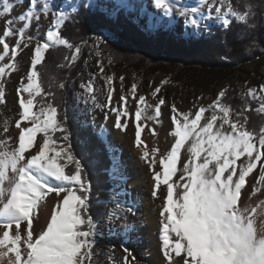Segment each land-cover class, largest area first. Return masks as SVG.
<instances>
[{"label": "snow or ice", "instance_id": "snow-or-ice-1", "mask_svg": "<svg viewBox=\"0 0 264 264\" xmlns=\"http://www.w3.org/2000/svg\"><path fill=\"white\" fill-rule=\"evenodd\" d=\"M173 3L174 0H152L158 14L145 13L141 8L140 14L147 16L142 30L149 34L160 30L175 33L174 11L187 18L184 25L188 31L179 33L181 36L198 35L209 27L201 24L206 19H215L226 28L233 20L242 22L250 32L264 26V0H248L243 11L230 0H195L191 5L177 3L175 9ZM23 4L24 0H0V18L9 17L4 20L0 34V105L7 102L8 79L19 71L18 57L32 45L34 38L27 35L32 22L39 26L41 16L49 15L52 20L45 42L35 38L30 67L14 90L19 108L14 122L17 135L15 138L10 135L7 119L0 128V264H93L99 221L106 217L112 223L121 213L125 218L134 214L132 207L125 208L116 199L130 194L125 190L126 177L120 159L112 156L108 174L116 183L110 190L112 199L107 202L111 206L98 218L93 216L92 181L73 152L66 116L58 115L54 93L42 95V73L38 66L43 65L49 50H68L70 54L64 56L67 63L60 67L71 68L87 46L85 41L74 43L62 35V28L70 19L79 23L81 8L86 16H96L100 34L92 41L97 71L79 87L87 93L92 108L106 109V118L109 113L115 115L114 127L126 131L133 124L135 146L152 171V196L163 200L159 239L167 264H264V236L258 238L255 217L248 215L258 209L264 211V200L251 207L239 206L242 190L254 170L258 169L259 175L252 194L259 191L257 185H264V126L258 131L249 127L246 114L252 110L248 99L257 102L256 113L264 114V84L241 92L243 104L239 108L229 103L230 88L226 86L211 103L205 105L204 97L197 96L193 102L195 110L184 111L174 102L168 105L162 95L165 86L172 83L170 78L149 82L154 85L150 95L155 104H151L145 94H139L138 83L125 88V77L121 75L118 79L122 94L114 102L117 77L106 71L103 57L108 39L113 38L111 26L119 13L127 15L137 10L133 0H63L59 8L53 0H28V7L11 17L15 6ZM257 15L262 18L259 25ZM255 46L256 42L250 41L248 47ZM113 62L109 52L107 65ZM96 78L102 79L107 90L103 104L98 101ZM57 87L64 90L66 82H59ZM130 100L135 102L134 113ZM34 105H39L37 112L33 111ZM164 106L170 109V135L174 142L169 150L158 155L159 150L150 148L142 139L148 131L142 121L162 123ZM38 133H42L39 142ZM151 134L156 135L155 128ZM182 152L180 175L173 179ZM45 206L46 224L37 231L34 224L39 222ZM121 232L128 242L138 235L135 225H124ZM110 247L111 251L104 253L107 264H141L123 242L124 255L119 260L114 254L115 246Z\"/></svg>", "mask_w": 264, "mask_h": 264}, {"label": "rangeland", "instance_id": "rangeland-1", "mask_svg": "<svg viewBox=\"0 0 264 264\" xmlns=\"http://www.w3.org/2000/svg\"><path fill=\"white\" fill-rule=\"evenodd\" d=\"M97 2H103V0H97ZM53 4L56 8H59L63 4V0H54ZM137 5V3H135ZM177 3H173V8H176ZM181 4V3H179ZM184 5V4H182ZM111 6V5H110ZM141 9V8H140ZM226 10V9H225ZM150 13H157V11H153V9H150ZM158 14V13H157ZM215 14L213 13V16ZM128 17H132L135 23L138 20V25L142 28V26L146 23L147 16L141 15L140 12H137L136 14L132 12L127 13ZM44 16H41V19ZM5 18H0V24L4 22ZM48 18L52 17L49 15ZM40 19V20H41ZM187 19L186 17H179L178 14L174 11L173 12V23L175 25V34L179 35V33L187 32L188 29L185 28L184 20ZM257 22H261V16L257 15L255 17ZM34 23L36 21H33ZM208 22H212L213 25L224 27L215 19L211 20H204L201 22L202 26L203 24H207ZM232 22V21H231ZM242 23V22H240ZM243 24V23H242ZM245 24V23H244ZM260 24V23H259ZM22 26V25H18ZM215 26V27H216ZM215 27H212L211 30L207 28H203L201 31L202 35L199 37H195L194 39H199L201 37H209L211 33L214 31ZM226 28V27H225ZM260 28L264 29V26H260ZM40 27L36 28V30L33 29L32 25L31 28L28 30L27 35L32 36L34 39L32 41V45L29 46V48L23 49L21 55L18 57V64H19V71L14 72L11 74L10 78L8 79L6 88H7V102L6 104L0 105V128L3 127V122L5 119H7L10 122V135L15 138L16 132L14 127L15 119L18 117V103L16 100V97L13 93V87L11 82L13 84H18V81L14 82V78H20V76L25 75L28 68L30 67L28 65V58H30L31 50L34 47L37 40L35 38H39L40 42H45L46 36L43 29V32H38ZM257 31V30H255ZM113 32V38L108 39L107 41V50L104 53L103 59L106 63V71L108 73H114L117 79L115 80V100H118L121 93L120 88V81L119 76L123 75L125 77L124 81V87L129 88L130 85L133 83L130 79V75H134V82L138 83L139 85V94H145L146 98L149 103L155 104V101L151 97L150 93L152 91V88L154 85H150V83H147V79L151 77H156L158 75L164 76V78H170L172 83L167 85L171 87H175L179 89V93L185 94L190 91H195L197 93V96H203L204 99L202 101L203 104L207 105L211 103V101L215 98L216 94L223 88V87H229L230 88V99L229 103H231L234 107L239 108L242 106L243 101L241 99L240 93L243 91H246L248 87H257L261 84H264V50L260 46V35L264 36V33L261 32V34H257V32H250L248 31L245 35V50L243 51V56L240 57L236 65L231 70H226L221 66H209L207 64H200V63H191L189 62H183L180 61L171 54L167 49H165L163 46L160 47L158 45H151V44H144L140 43L135 39H132L131 37H119L114 31ZM100 34L96 33L91 35L90 38L85 40L87 42V46H84L82 48L81 58L79 61L70 69L69 73L66 74L67 79L62 80L61 75L59 74L58 77L56 76V79H58L59 82H66V88L63 90L65 93V99H66V106L63 110L59 109L58 115L63 118L66 116V125L69 128V131L71 133L70 140L71 145L73 148L74 154L79 158L82 162V165L84 166L86 170V164L85 160L80 155V150L78 149V146L75 145V139L76 134L72 131L71 122L77 121V123H82L86 125H90L92 128V131L100 137V139L105 143L110 159L112 156H117L120 159L121 162V156L123 154V149L120 143H113L111 137L107 134H105V129L108 127V124L110 121H114L115 118H112L111 116L113 113H109L107 115V118L105 116L106 109H94L91 107V101L87 100V93L82 91L79 85L81 83H85L88 81L91 73L96 72L97 69L95 67L96 64V57L92 55L93 49H92V41L96 38L97 35ZM186 39L193 38L192 36H189L187 34L183 35ZM254 40L257 44L255 47H251V50H253L252 53L248 50L250 41ZM11 42L14 43V38L11 40ZM247 50V51H246ZM257 51H261V53H257ZM109 52L114 57V62L111 65H107V56ZM255 52V53H254ZM254 53V54H253ZM68 53V51L66 52ZM65 54V55H66ZM28 57V58H27ZM213 61H230V59L227 56H216ZM64 60V59H63ZM86 62V63H85ZM220 62V63H221ZM64 63L66 61L64 60ZM61 63V64H64ZM209 63V62H208ZM41 80V79H40ZM55 82V77H54ZM159 83V82H156ZM42 80H41V87L43 89L42 95H45L47 92V89L45 86H42ZM95 88L97 90V97L98 101L103 104L106 100V94L107 90L103 85V81L101 78H96L95 80ZM142 86V88H141ZM144 86V87H143ZM167 86L162 90V93L166 90ZM143 92V93H142ZM167 93V97L168 98ZM175 96L176 92L174 93ZM189 94H187L186 99V105L183 108L184 111H188L189 109L195 110L193 108V102L195 98L189 99ZM40 100V97H37V101ZM87 100V103L85 102ZM247 102L251 105L250 111H248L246 114L249 117V127L255 128L257 131L261 126H264V114L256 113L254 109L258 106L256 101H253L251 99H248ZM129 106L132 108L133 113L135 111V102L129 101ZM37 109L39 108V105H36ZM163 111V107H162ZM208 113H206L207 115ZM111 122V123H112ZM74 124V123H73ZM113 124V123H112ZM169 146V145H168ZM94 148V147H92ZM169 148V147H167ZM99 154V153H98ZM183 155V154H182ZM100 163L97 162V165ZM111 166V165H110ZM182 166L180 164L178 165V177L180 175L179 169ZM259 175V171L254 170L252 174L247 178V184L245 189L246 192L249 194V196L258 197L264 196V185H257L259 188V191L256 194H252V187L256 184V178ZM112 187L113 184L116 183L112 181ZM250 187H249V186ZM93 186V184H92ZM110 189V190H111ZM94 187H92V214L94 217H99L102 212H104L106 209L110 208V204L107 203L112 199V197L109 194V197L106 200H102L100 203V209H96V206L93 204V200L97 198L96 194L94 193ZM109 190V191H110ZM116 191H119V189H116ZM110 193V192H109ZM99 198H102L100 196ZM116 199L120 200L122 202V206L125 208L128 207L125 202L124 197H116ZM115 202L114 200L112 201ZM102 203V204H101ZM104 205V206H103ZM98 211V212H97ZM123 215L124 213H121L119 219L116 220V225L118 230H122L123 226L128 224L131 225L127 220L124 221L123 218H125ZM127 216V215H126ZM128 218V217H127ZM109 221L105 217L103 220L99 221V228L97 233V245L94 249V252L97 255L98 250L101 252L102 255L105 256V252L111 251L112 245L115 246V253L119 254V256H122L121 251V243H124L123 235L121 233L118 234V232L115 234L113 231H109ZM116 244L114 243V240ZM106 244V245H105ZM109 249V250H108ZM120 250V251H119ZM135 254L137 257L145 262V264H167V261L165 258H163V254L158 259L156 256V253L154 251L149 252L148 254H140L139 251L136 249ZM162 253V252H161ZM152 254V256H151ZM95 255V256H96ZM156 257L155 259L153 258ZM165 259V260H163Z\"/></svg>", "mask_w": 264, "mask_h": 264}, {"label": "trees", "instance_id": "trees-1", "mask_svg": "<svg viewBox=\"0 0 264 264\" xmlns=\"http://www.w3.org/2000/svg\"><path fill=\"white\" fill-rule=\"evenodd\" d=\"M230 2L235 8L243 11L248 0H230ZM253 2H255V0H253ZM256 23L259 25L260 21H256ZM256 30L255 32H257V34H261V32L264 33V29L260 28V26L257 27ZM111 31H114L121 38H125L126 36L140 43L158 45L160 47L163 46L171 52L174 58L183 62L191 61V63L207 64L213 67L221 66L226 70H231L239 61L238 59L244 57L243 51L246 48L245 35L249 29L244 23L242 24L233 20L229 27L216 26L209 37H201L199 39H186L181 35L169 33L166 30H160L149 34L143 31L133 19L129 18L121 11L117 21L112 24ZM96 33H99V29L96 26V16H86V11L83 8L80 10L79 23H74L70 19L62 28V35L69 38L70 41L74 43H81V41L87 40L91 35ZM260 36L259 44L264 50V36ZM248 50L250 53L253 52L251 48ZM67 51L68 50L63 48L50 49L46 54L43 65L38 66L42 73L40 78L42 83H44L42 86H45L47 92H52L56 95V102L59 105V109L63 111L66 106L65 93L57 87L59 81L56 79V76L58 77L60 74L62 80L67 79L66 74L70 72V69L67 67H60L61 63H64L63 59ZM257 53H261V51H257ZM215 55L227 56L230 61H213L215 60L214 58H216ZM71 126L73 128V133L77 136L75 145L78 146L80 155H82L85 160L86 171L89 173L90 180L94 187L93 191L97 196V198L93 200V205L96 206L98 210L100 209L99 202L109 197V190L112 187V182L108 174V169L111 165L109 151L98 134L92 131L90 125L77 123L75 120L71 122ZM97 162L100 164L97 165ZM100 196H102V198H99Z\"/></svg>", "mask_w": 264, "mask_h": 264}, {"label": "bare ground", "instance_id": "bare-ground-1", "mask_svg": "<svg viewBox=\"0 0 264 264\" xmlns=\"http://www.w3.org/2000/svg\"><path fill=\"white\" fill-rule=\"evenodd\" d=\"M174 2L181 3L184 5H191L195 3V0H174ZM133 3H137V10L133 11L134 14L140 12V8H142L145 13H150V9H153V11H157L153 7L152 0H133ZM27 7H28V0H24V4L22 6L21 5L15 6L13 12L11 13V17L18 16ZM51 20H52L51 18L43 17L39 21V26L37 25V22L35 23L32 22V27L34 30L40 27V29L38 30L39 33L43 32V29L44 32H46V30L51 25ZM3 28H4V22L0 24V34H2L3 32ZM0 51H2V46H0ZM27 62L28 65L30 66V58H28ZM20 78L15 77L13 81L14 82L18 81L19 84ZM130 79L132 82H134L135 78L133 74L130 75ZM163 79H165L164 76L158 75L156 77L148 78L146 82L147 83L160 82ZM11 84L15 96L14 90L18 86V84L15 85L13 84V82H11ZM175 92L177 96H175L174 94ZM167 93H169L168 98H166L167 104L170 105L171 103L174 102L182 110H184L183 108L186 105L187 94L190 95L189 99L196 98L197 95L195 91H190L185 94H181L179 93L178 88L171 86H167L166 90L162 93V95L167 97L166 96ZM33 111L34 112L38 111L36 105H34ZM170 115L171 113L169 107L164 106L161 117L162 123L156 124L153 121H142V123L146 124L148 129V131H146L142 135V139L146 141V143L150 146V148L151 147L157 148L159 150L158 155L159 153H163L169 150L171 144L174 142V139L170 135L172 129ZM112 118L116 119L114 114L111 116V120ZM115 119L113 122L110 121L108 127L105 129V134L111 137L113 143L116 144L119 142L120 145L122 146L123 149V154L121 156L122 174L126 177L125 190L127 193L130 194L128 197H124V198L126 205L134 209V214H127L126 218H123V220L124 221L127 220L129 223H131V225H135L136 232L138 233V235H135V238L132 239L131 242H128V239L123 236V239L125 240L124 245L128 247L130 250H132L136 257L137 255L135 254L136 253L135 250L137 249L140 254H148L149 252L154 251L156 253L157 258L159 259L162 255L161 253L162 248H161L159 235H160V219H161L160 211L163 205V200L162 198L154 199L152 196V191L154 186L152 171L150 170L148 163L142 158L141 151L135 146L133 124L130 123L126 131L119 130L116 127H114ZM152 128H155L156 135L151 134ZM15 132L17 135L16 129ZM41 137H42V133H38L37 142L41 140ZM182 154H181L180 166H182V162L184 159V154L183 155ZM157 167H159V165H157ZM178 174L173 179H178ZM246 191H247L246 189L242 190L241 203L239 205L240 207H243L245 205L251 207L257 205L259 201L264 200V196L263 197L249 196V194ZM47 213H48V208L47 206H45V208L43 209L40 215L39 222L34 224V227L36 228L37 231H39L42 226H45ZM248 215L255 217L254 222L256 223L258 238L264 236V211L258 209L257 213L253 214L249 212ZM123 216L125 217V215ZM108 224L110 228L113 229V232H115V234L117 232L118 234L119 233L122 234L121 230L119 231L117 228L116 220ZM113 241L116 244L115 239ZM121 255L122 256H119V254H115L116 259L119 260L120 258L123 257L124 255L123 251ZM153 258L155 259L156 257L153 256ZM137 259L140 260L138 257ZM140 261L141 264H145V262H143L142 260ZM93 264H107L106 257L102 255L99 250L93 260Z\"/></svg>", "mask_w": 264, "mask_h": 264}]
</instances>
